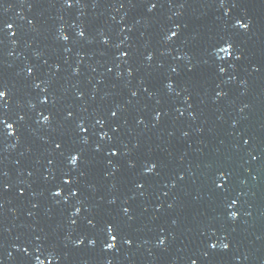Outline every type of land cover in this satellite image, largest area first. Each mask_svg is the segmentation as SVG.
<instances>
[{
	"label": "water",
	"instance_id": "obj_1",
	"mask_svg": "<svg viewBox=\"0 0 264 264\" xmlns=\"http://www.w3.org/2000/svg\"><path fill=\"white\" fill-rule=\"evenodd\" d=\"M0 90V264H264V0H0Z\"/></svg>",
	"mask_w": 264,
	"mask_h": 264
},
{
	"label": "snow or ice",
	"instance_id": "obj_2",
	"mask_svg": "<svg viewBox=\"0 0 264 264\" xmlns=\"http://www.w3.org/2000/svg\"><path fill=\"white\" fill-rule=\"evenodd\" d=\"M155 7H156V4H151V8H152V9L155 8ZM237 23L239 24L240 28H242V29H247V28H248V24L241 22L239 19L237 20ZM6 27H7V28H11L12 25H11V24H8V25H6ZM80 35L83 36L84 33L81 32ZM172 35H176V33L173 32ZM64 38L67 39V37H64ZM169 39H171V36L169 37ZM230 46H231V45H230ZM225 50H226V49H225ZM125 55H126V53H125ZM148 59H151V57H148ZM238 59H239V57H238ZM172 71L175 72L176 69L174 68ZM219 71H220V72H223L224 69L221 68V69H219ZM29 72H31V69H29ZM5 95H6L5 91H4V90H0V98L4 97ZM132 95L135 96L136 93L133 92ZM112 115L115 116L116 113L113 112ZM159 115H160V114L157 113V115H156V118H157V119L159 118ZM21 119H22V118H21ZM44 119L47 120L48 117L45 116ZM141 122H142V121H141ZM8 127L10 128L11 125H9ZM56 147L59 148L60 145L57 144ZM97 151H99V149H97ZM112 155H116V151H115V150L112 151ZM78 159H79V156H77V155H73V154H70V160H71V162H72L73 164H76V163L78 162ZM129 167H134V163L130 161V162H129ZM156 167H157V165H156L155 163L150 162L148 165L145 166V172H147V173H152V172L155 170ZM137 186H138V187H142V185H137ZM54 194H55V195H60L59 191L56 192V193H54ZM110 203H115V201L112 200V201H110ZM232 203L235 204L236 201L234 200V201H232ZM122 211H123L125 214H127L128 211H129V209H128V208H124V209H122ZM76 212L78 213V212H79V209H77ZM230 216L233 217V218H236V217H237V213H236L235 211H233V212L230 213ZM73 223H75V221H73ZM89 223H91V221H89ZM108 231H109V233H110L111 231H113V229H112L111 226L109 227ZM111 238H112V239H116L115 236H113V237H111ZM125 242H126V243H130V241H127V240H126ZM90 243H94V241H90ZM159 243H160V244H164L165 241H164L163 239H161V240L159 241ZM220 247H222V248H224V249H227V248L229 247V245H228L227 243H223V244L220 245ZM107 248L111 249V248H113V245H112V244H108V245H107ZM41 264H42V262H41ZM109 264H110V262H109ZM193 264H195V261H193Z\"/></svg>",
	"mask_w": 264,
	"mask_h": 264
}]
</instances>
